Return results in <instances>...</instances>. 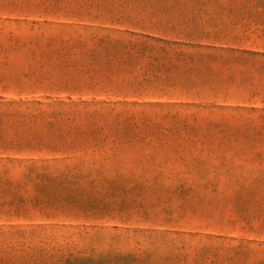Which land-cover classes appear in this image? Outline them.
Instances as JSON below:
<instances>
[{
    "label": "rangeland",
    "instance_id": "1",
    "mask_svg": "<svg viewBox=\"0 0 264 264\" xmlns=\"http://www.w3.org/2000/svg\"><path fill=\"white\" fill-rule=\"evenodd\" d=\"M0 264H264V0H0Z\"/></svg>",
    "mask_w": 264,
    "mask_h": 264
}]
</instances>
